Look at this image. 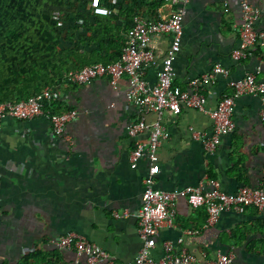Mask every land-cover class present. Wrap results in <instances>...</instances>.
I'll return each instance as SVG.
<instances>
[{"label":"crops","instance_id":"obj_1","mask_svg":"<svg viewBox=\"0 0 264 264\" xmlns=\"http://www.w3.org/2000/svg\"><path fill=\"white\" fill-rule=\"evenodd\" d=\"M142 1L146 5L142 3L141 15L152 19L180 6L164 0ZM241 1L190 0L186 6L180 49L173 58V84L185 89L191 78L209 73L214 65L227 68V77L217 75L204 88L208 108L230 93L229 81L249 72L264 80L259 47L245 60L231 57L239 44L235 26L241 22ZM247 1L260 11L255 28L264 30V0ZM154 5L157 8L152 10ZM170 43L169 34L148 40L146 47L153 59L143 70L149 85L156 83ZM128 87V77L123 75L115 82L100 77L59 90V101L76 111L63 137L53 133L44 116L0 122V264H22L31 253L29 264H133L141 246L136 213L150 163L143 157L131 168L129 152L149 133L133 137L127 128L140 118L146 123L160 121L166 133L155 161V188L176 191L213 179L224 191L234 192L262 179L264 119L258 96L242 94L236 99L235 127L210 153L193 137V131L205 135L211 131L207 115L186 107L178 114L139 111L126 101ZM123 210H128L127 217L113 215ZM206 218L204 207L193 209L178 197L173 224L159 228L152 257H163L162 243L172 241L176 252L187 251L197 264L214 260L217 252L233 253L238 264H264V211L253 207L243 213L227 210L210 226H205ZM187 230L198 232L184 233ZM68 232L96 243L109 254L108 259L90 262L50 244Z\"/></svg>","mask_w":264,"mask_h":264},{"label":"built area","instance_id":"obj_2","mask_svg":"<svg viewBox=\"0 0 264 264\" xmlns=\"http://www.w3.org/2000/svg\"><path fill=\"white\" fill-rule=\"evenodd\" d=\"M179 4L167 16L157 19L147 18L141 13L135 14L132 25L128 29L119 58L112 63H94L70 71L65 84H89L100 77H109L113 82L125 75L129 80L126 101L139 111L171 112L178 114L183 107L196 109L207 115L212 121L211 131L205 135L193 131L194 139L203 143L205 150L212 153L216 150L221 137L230 134L235 125L232 119L236 99L242 94L258 96L262 103L260 111L264 119V80H258L254 73H246L240 79L229 81L231 91L219 100L214 108L206 107L203 93L207 85L213 84L217 75L227 77L229 70L216 64L209 73L191 78L185 89L173 84V58L180 49L183 36L182 19L190 0H164ZM93 13L108 15L110 10L101 5L100 0H90ZM241 22L235 26L239 44L231 52L235 61L245 60L253 55L256 47L260 48L264 58V30L255 28L260 11L247 0L241 1ZM169 34L171 43L162 60L161 69L154 85H149L144 77L143 66L153 59L152 50L146 47L150 37ZM259 68V67H257ZM61 92L53 86H46L41 92L27 99L17 101H0V122L6 118L26 120L36 116H44L49 121L55 135L63 137L67 124L75 118L76 111L64 113L52 112L51 105L60 99ZM144 131L149 135L146 140L137 141L129 152V164L136 168L141 158H147L150 166L148 174L143 178L141 205L136 213L138 233L141 246L134 257L133 264H197L196 258L185 250L175 251L172 241L162 243L163 257L154 259L151 255L155 247L159 228L164 224L172 225L175 218V200L186 199L193 209L204 207L207 213L205 226L214 224L219 215L227 210L243 213L248 207L264 211V169L262 179L255 186L243 185L234 192L221 188L217 180L201 181L195 186H187L176 191L159 190L154 187L152 177L156 172L155 161L161 141L166 138L164 127L160 121L146 123L143 118L129 124L127 133L136 136ZM264 146V140L262 142ZM116 218L129 215L128 210L115 211ZM198 231L187 230L184 233L194 234ZM182 241L178 238L177 243ZM50 244L63 250L73 251L76 256L83 255L90 262L108 259L109 254L96 243L76 232H68L51 239ZM207 264H238L233 253H216V258Z\"/></svg>","mask_w":264,"mask_h":264},{"label":"trees","instance_id":"obj_3","mask_svg":"<svg viewBox=\"0 0 264 264\" xmlns=\"http://www.w3.org/2000/svg\"><path fill=\"white\" fill-rule=\"evenodd\" d=\"M123 1L100 0L110 14L97 15L90 0H0V101L27 99L46 86L63 90L73 85H63L70 71L115 62L133 16L145 4ZM51 109L71 110L59 100Z\"/></svg>","mask_w":264,"mask_h":264},{"label":"rangeland","instance_id":"obj_4","mask_svg":"<svg viewBox=\"0 0 264 264\" xmlns=\"http://www.w3.org/2000/svg\"><path fill=\"white\" fill-rule=\"evenodd\" d=\"M65 26L64 27H66V24H64Z\"/></svg>","mask_w":264,"mask_h":264}]
</instances>
